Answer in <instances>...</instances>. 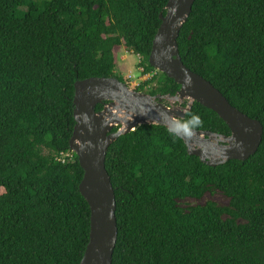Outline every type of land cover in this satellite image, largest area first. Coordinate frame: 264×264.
<instances>
[{
	"label": "trees",
	"instance_id": "obj_1",
	"mask_svg": "<svg viewBox=\"0 0 264 264\" xmlns=\"http://www.w3.org/2000/svg\"><path fill=\"white\" fill-rule=\"evenodd\" d=\"M166 3L0 0V264L80 263L89 240L83 169L74 152L57 160L70 151L73 84L127 81L116 73L121 49L140 58L141 73L156 71L148 56ZM177 45L186 67L259 120L261 142L246 160L209 166L163 125L119 135L105 155L116 202L111 264H264V0H195ZM133 88L173 96L179 84L157 71ZM180 123L230 135L197 102ZM214 190L227 206L178 204Z\"/></svg>",
	"mask_w": 264,
	"mask_h": 264
},
{
	"label": "water",
	"instance_id": "obj_2",
	"mask_svg": "<svg viewBox=\"0 0 264 264\" xmlns=\"http://www.w3.org/2000/svg\"><path fill=\"white\" fill-rule=\"evenodd\" d=\"M194 1L167 0L165 13L159 14L161 22L148 56L151 67L179 84L173 96H151L130 88L127 82L114 76L88 77L73 84L75 123L69 148L83 169L78 188L89 207V240L79 264H111L112 261L117 238L116 202L105 168V155L108 146L119 135L140 124L163 125L182 139L188 154L209 166L231 159L246 160L259 147L262 137L259 120L233 107L218 89L181 60L177 37ZM177 96L189 99L185 108L163 102L175 100ZM193 102L215 112L227 125L230 135L184 127L180 119ZM98 103H103V107L96 111ZM116 126L117 130L112 132Z\"/></svg>",
	"mask_w": 264,
	"mask_h": 264
},
{
	"label": "rangeland",
	"instance_id": "obj_3",
	"mask_svg": "<svg viewBox=\"0 0 264 264\" xmlns=\"http://www.w3.org/2000/svg\"><path fill=\"white\" fill-rule=\"evenodd\" d=\"M22 9H25V7ZM139 60H140L139 57L134 55L130 51H127L125 49H121L118 51L117 54L118 68L116 70V73L119 74L120 76L126 77L127 81L129 80V83L127 84L130 88H133L140 81L148 77V75H144L143 73H141L140 70L141 66H138ZM180 101L184 104L179 105L178 103H181ZM163 102L166 103L168 106L172 105L175 107L180 106L181 108H185L189 102V99L187 98L181 99L179 96H177L175 100L165 99L163 100ZM206 201H212L218 206L228 205V199L218 190H214L212 193H205L204 196L200 199L185 198L183 200L178 201V204L182 208H187L189 206L204 204Z\"/></svg>",
	"mask_w": 264,
	"mask_h": 264
},
{
	"label": "built area",
	"instance_id": "obj_4",
	"mask_svg": "<svg viewBox=\"0 0 264 264\" xmlns=\"http://www.w3.org/2000/svg\"><path fill=\"white\" fill-rule=\"evenodd\" d=\"M140 70L142 71L143 68L141 67ZM156 72H157V70L154 71V72H152V73H145L144 75H148L147 78H150V77H152L153 74H156ZM147 78H145V79H147ZM69 157H71V154L68 152V153L62 154V155L59 157V160H61V161L63 162L66 158H69Z\"/></svg>",
	"mask_w": 264,
	"mask_h": 264
},
{
	"label": "clouds",
	"instance_id": "obj_5",
	"mask_svg": "<svg viewBox=\"0 0 264 264\" xmlns=\"http://www.w3.org/2000/svg\"><path fill=\"white\" fill-rule=\"evenodd\" d=\"M139 59H140V58H139ZM125 82L129 83V80H128V81H125ZM68 152L71 154V152H73V151L70 150V151H67V152H65V153H68ZM65 153H60V154L58 155L57 160H59V157H60L62 154H65ZM71 155H72V154H71ZM69 158H70V157H69ZM69 158H66L64 161H66V160L69 159ZM59 161H61V160H59ZM64 161H63V162H64ZM61 162H62V161H61Z\"/></svg>",
	"mask_w": 264,
	"mask_h": 264
},
{
	"label": "flooded vegetation",
	"instance_id": "obj_6",
	"mask_svg": "<svg viewBox=\"0 0 264 264\" xmlns=\"http://www.w3.org/2000/svg\"><path fill=\"white\" fill-rule=\"evenodd\" d=\"M103 106V105H102Z\"/></svg>",
	"mask_w": 264,
	"mask_h": 264
}]
</instances>
